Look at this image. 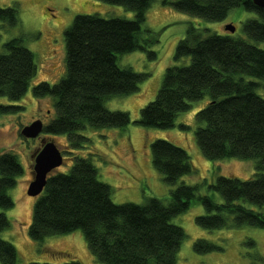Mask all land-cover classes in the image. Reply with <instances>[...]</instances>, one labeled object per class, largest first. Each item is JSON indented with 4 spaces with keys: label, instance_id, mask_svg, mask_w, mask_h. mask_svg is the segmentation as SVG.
Segmentation results:
<instances>
[{
    "label": "trees",
    "instance_id": "1",
    "mask_svg": "<svg viewBox=\"0 0 264 264\" xmlns=\"http://www.w3.org/2000/svg\"><path fill=\"white\" fill-rule=\"evenodd\" d=\"M101 1L121 5L132 11L134 17L74 16L63 31V75L53 84L40 82L32 88L35 97L50 96L52 100L54 116L43 124L41 133L64 134L68 149L82 148L89 142L81 133L86 128H122L130 122L127 112L109 110L104 103L112 96L134 93L148 74L121 67L117 55L143 49L150 59L156 58L155 51L150 49L153 39H141L145 13L153 0ZM251 1L162 0V3L209 21L222 20L236 7L252 11L258 18L246 20L243 32L264 44V8ZM17 12L15 6H0L2 26H15ZM3 48L0 97L17 101L35 75L33 54L22 44L20 36L4 42ZM174 48V60L186 57L189 62L165 68L155 98L140 108L139 117L133 122L144 127H173L177 115L188 110L191 101L208 95L206 106L195 113L194 137L200 152L210 160L230 157L253 160L252 176L244 180L217 176L209 188L220 196L218 202L209 194L198 193L197 185L176 184L180 177L192 172L189 156L180 146L155 139L149 143L152 165L166 184L175 185L167 202L149 197L142 204L114 203L110 199L111 186L98 179L89 156L74 154L67 170L48 174L43 190L33 202L28 227L33 241L79 229L89 253L99 263L175 264L185 234L171 219L186 211L193 200L205 210L195 216L200 227L218 229L244 224L264 227V98L256 93L255 82L244 79L249 76L264 83V45L189 26ZM22 107L0 103V115ZM180 128L186 126L180 124ZM21 170L14 153H0V233L9 226L3 210L13 206L8 190L15 185ZM193 248L201 253L215 246L198 238ZM47 253L51 261L27 264H80L71 258L55 262L66 256L62 252ZM15 255L14 246L0 236V264H15Z\"/></svg>",
    "mask_w": 264,
    "mask_h": 264
},
{
    "label": "rangeland",
    "instance_id": "2",
    "mask_svg": "<svg viewBox=\"0 0 264 264\" xmlns=\"http://www.w3.org/2000/svg\"><path fill=\"white\" fill-rule=\"evenodd\" d=\"M0 6H15L18 23L12 27H3L0 23V52L3 43L13 37H22V44L28 48L34 58L36 72L25 94L17 101L0 97V103L23 106L22 110L0 115V153L11 151L22 166L21 174L15 185L8 190L13 206L4 209L9 226L0 236L9 241L16 250V263L27 264L30 261H51L47 252H62L66 257L56 260L62 262L76 259L80 264H102L96 260L84 239L81 230L62 235L48 236L33 241L28 235L33 202L36 199L27 195L26 188L31 180V153L40 145V139L51 140L61 150L63 163L52 172L65 171L71 164L74 154L89 156L97 169L100 181L111 186V200L114 203H144L149 197L167 202L169 191L175 185L164 182L163 176L153 167L150 144L155 139H164L183 148L192 165L191 174L179 178L176 184L197 185L198 193L209 194L218 202L221 198L209 188L217 176H231L241 180L248 179L254 173V161L235 157L210 160L199 149L194 131L195 113L206 106L208 95L191 101L188 110L180 112L173 127L162 129L144 127L133 121L139 117L140 108L155 98L165 68L169 65L187 64L189 58L174 60V50L179 39L183 38L189 26L208 29L217 34H230L262 47L247 37L242 29L243 23L258 18L252 11L241 7L231 9L220 21H209L175 10L162 0H153L145 13L141 39L152 38L150 49L156 58L150 59L145 51L137 49L117 55L121 67H130L132 71L147 73L138 90L129 95L112 96L105 101L109 110L125 111L130 122L122 128H86L81 131L89 138L82 148L68 149L64 134L50 135L41 133L37 138L24 139L20 128L40 118L43 124L54 116L50 96L35 97L32 88L40 82L53 84L59 80L65 70V29L77 14H97L101 17H121L132 19L134 13L121 5L101 0H0ZM226 24H232L235 31L229 33ZM149 30V31H146ZM245 80L257 84L255 91L264 98V83L257 78L245 76ZM180 124L186 128H180ZM69 151L71 153H66ZM205 210L195 200L189 208L173 216L171 222L180 226L185 236L178 248L175 264H264V227L251 225L225 226L218 229H206L195 222V216ZM205 239L215 246L211 251L197 252L193 242Z\"/></svg>",
    "mask_w": 264,
    "mask_h": 264
},
{
    "label": "water",
    "instance_id": "3",
    "mask_svg": "<svg viewBox=\"0 0 264 264\" xmlns=\"http://www.w3.org/2000/svg\"><path fill=\"white\" fill-rule=\"evenodd\" d=\"M257 7L264 8V0H252ZM225 29L230 33L235 31L232 24H226ZM43 122L35 119L30 124L20 128V134L25 139H34L42 132ZM31 180L28 181L26 188L27 195L31 197L38 196L43 190L48 174L63 163L61 150L51 140L40 139V145L31 155Z\"/></svg>",
    "mask_w": 264,
    "mask_h": 264
},
{
    "label": "flooded vegetation",
    "instance_id": "4",
    "mask_svg": "<svg viewBox=\"0 0 264 264\" xmlns=\"http://www.w3.org/2000/svg\"><path fill=\"white\" fill-rule=\"evenodd\" d=\"M38 119H40V118H38ZM41 120V119H40ZM42 121V120H41Z\"/></svg>",
    "mask_w": 264,
    "mask_h": 264
}]
</instances>
